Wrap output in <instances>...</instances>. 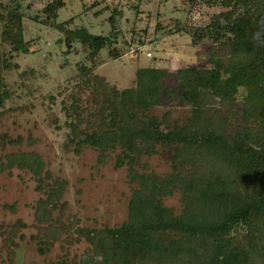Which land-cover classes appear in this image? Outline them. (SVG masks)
I'll list each match as a JSON object with an SVG mask.
<instances>
[{
    "label": "trees",
    "instance_id": "16d2710c",
    "mask_svg": "<svg viewBox=\"0 0 264 264\" xmlns=\"http://www.w3.org/2000/svg\"><path fill=\"white\" fill-rule=\"evenodd\" d=\"M187 1L226 8L213 15L211 31H193L201 43L196 68H141L136 85L126 89H112L94 69L75 78L93 83L94 106L71 105L70 140L77 153L97 151L100 165L127 169L132 196L125 222L81 226L77 215L67 214L68 180L55 177L39 153L11 151L21 137L0 132V152H7L0 173L18 168L36 181L30 239L41 254L63 241L56 264H264V0ZM64 6L53 0L44 12L48 25L65 33L67 54L76 40L95 58L112 45L109 36L58 23ZM23 16L13 1H0V76L7 42L29 50ZM11 99L1 77L0 119ZM164 102L181 107L163 109ZM166 153L171 170L162 174L148 160ZM176 194L177 212L166 204ZM27 227L23 218L0 225L5 264H14Z\"/></svg>",
    "mask_w": 264,
    "mask_h": 264
},
{
    "label": "rangeland",
    "instance_id": "374dc122",
    "mask_svg": "<svg viewBox=\"0 0 264 264\" xmlns=\"http://www.w3.org/2000/svg\"><path fill=\"white\" fill-rule=\"evenodd\" d=\"M0 1H13L24 14L21 29L29 44L28 51L10 42L5 44L8 53L0 79L10 87L12 99L7 104L8 112L0 119V132L21 137V143L11 146V151L39 153L55 177L68 180L64 195L67 214L77 215L81 226L122 224L128 219L132 196L127 169H117L114 162L100 165L97 151L86 147L77 153L70 140L71 105L94 106L93 83L75 78L82 70L94 69L93 75L105 77L112 89H126L136 85L141 68H196L201 43L193 31H211L213 15L226 8L206 3L193 6L187 0H64L58 23L70 30L88 29L114 39L95 58L79 40L66 53L65 33L48 25L44 12L53 0ZM112 16L116 18L114 23ZM230 36L225 33L224 40ZM180 107L178 102L162 105L163 109ZM6 153L0 152V157ZM169 156L157 154L147 160L152 168L165 174L171 170ZM39 197L30 173L18 168L0 173V225H11L20 218L28 225L23 230L28 238L21 242L14 264H56L62 257L63 241L41 254L37 242L30 239L36 232L31 204ZM166 204L179 211L180 195L168 198ZM1 232L0 264H5L2 258L7 261L9 251L3 247ZM85 247L86 242L74 246L73 254L82 253Z\"/></svg>",
    "mask_w": 264,
    "mask_h": 264
}]
</instances>
